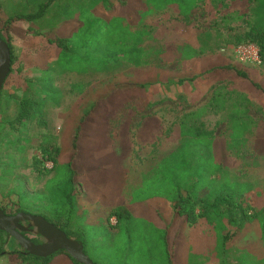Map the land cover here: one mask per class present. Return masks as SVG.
I'll return each instance as SVG.
<instances>
[{"label":"rangeland","instance_id":"obj_1","mask_svg":"<svg viewBox=\"0 0 264 264\" xmlns=\"http://www.w3.org/2000/svg\"><path fill=\"white\" fill-rule=\"evenodd\" d=\"M170 1L4 0V16H36L17 18L10 31L14 62L0 99V208L40 215L47 202L44 185L54 173L50 156L72 158L80 188L71 229L113 231L110 211L128 193L133 196L131 186L143 181L155 160L197 130L209 138L213 166L196 173L197 193L222 188L247 213L263 208L264 62L222 51L256 24V0H184L195 4L186 14ZM260 16L264 22L263 11ZM24 97L40 104L19 122ZM96 97L101 102L93 108ZM77 128L87 133L75 140ZM193 158L203 159L198 153ZM172 207L156 196L132 206L137 217L157 227L171 223ZM222 225L232 232L227 261L264 264L259 222L240 217ZM5 237L6 252L19 249ZM175 239L181 252L174 264H189L188 248L203 264H220L212 252V222L199 218L181 225ZM88 244L91 260L115 264ZM134 260L129 264H147ZM0 264L16 263L3 256ZM50 264L73 262L62 253Z\"/></svg>","mask_w":264,"mask_h":264},{"label":"trees","instance_id":"obj_2","mask_svg":"<svg viewBox=\"0 0 264 264\" xmlns=\"http://www.w3.org/2000/svg\"><path fill=\"white\" fill-rule=\"evenodd\" d=\"M171 2L177 4L182 14L190 12L195 5L193 4L194 1L189 2L187 5L184 4V0H172L168 4ZM255 2L256 24L250 25L243 33L235 35L226 44L253 43L257 46L259 57L264 62V22L260 21V14L262 11L264 12V0H256ZM165 7H167V4ZM33 16H36V14H22L19 18L30 19ZM15 18H18V16L7 18L0 26V39L9 46L11 65L14 62L13 45L11 44L10 35L4 28H7ZM262 18L264 20V16ZM191 50L190 47L186 46L185 55H191ZM11 72L12 68L10 67L9 73ZM1 94L0 91V99ZM100 102L101 99L93 101V108L97 107ZM39 104L40 102H36L33 98H22L18 105L19 111L15 117L16 121L22 122L23 119L35 115ZM82 126L80 125L78 128L80 129ZM79 129L75 133V140L81 135ZM205 138L209 139L197 130L194 135L182 140L170 152L155 160L147 174L143 176V181L131 186L133 196L128 193V196H124V202L110 211L109 217L115 216L116 224L109 226L115 229L113 231L98 229L99 231H95L90 235L86 230H72L70 227L77 213L75 197L80 187L76 179L80 175V170L73 166L72 158L61 162L56 159V156L51 155L54 173L44 185L47 202L41 207L42 212L39 214L64 231L67 236H73L80 241L86 255H88L86 246L88 244L87 238H89L90 244H88V247L101 254L103 260L109 263L114 261L115 264H129L134 259L144 261L147 264H174L175 257L177 258L181 252L176 248L177 240L175 239V236L179 234L181 225L192 226L199 218H204L213 223L216 245L212 247V252L220 257V264H241L240 261L231 263L226 260L227 244L231 239L232 232L225 230L222 224L224 222L226 225H233L240 217L246 218L248 221H257L260 223L264 239V206L257 211L247 213L242 207L237 208L231 192L223 191L222 188L213 187L206 195L197 193V184L200 179H198L196 173H200L203 168L208 170L213 168L210 165L212 157L210 153L212 152L211 143H209L208 154V143ZM202 145L203 150L201 149ZM42 152L47 154L49 150L42 149ZM197 153L203 157L202 160L192 159V156ZM152 196L162 197L172 203L171 223L166 227H157L153 223L137 217L134 213L132 208L134 204L143 202ZM238 209L242 212L241 216H239ZM3 211L9 214L4 209ZM97 234L100 236L98 240H96ZM5 235L6 233L0 230V257L7 256L16 264H50L55 255H61L62 253H65L73 264H81L64 250H59L47 257L31 255L20 248L6 252L4 249ZM187 248L188 245L185 246V249ZM188 252L189 264H203L199 254L191 252L189 248ZM92 261L96 263L94 260Z\"/></svg>","mask_w":264,"mask_h":264},{"label":"water","instance_id":"obj_3","mask_svg":"<svg viewBox=\"0 0 264 264\" xmlns=\"http://www.w3.org/2000/svg\"><path fill=\"white\" fill-rule=\"evenodd\" d=\"M10 60L9 46L0 39V91L3 81L10 71ZM20 220H28V225L33 226L35 233L41 235L45 241L41 244H34L30 239L24 237L15 229V226L19 229L24 228L19 223ZM0 230L8 236H13L20 247L31 255L47 257L59 250H64L81 264H96L85 254L80 241L67 236L64 231L48 222L42 215L26 212L8 215L0 208Z\"/></svg>","mask_w":264,"mask_h":264},{"label":"built area","instance_id":"obj_4","mask_svg":"<svg viewBox=\"0 0 264 264\" xmlns=\"http://www.w3.org/2000/svg\"><path fill=\"white\" fill-rule=\"evenodd\" d=\"M231 50L234 52L235 56H237L240 60L243 61H253L257 60L259 57L258 50L255 46L251 45H226V47L222 48V51ZM109 225L114 226L116 224L115 216H110L108 219Z\"/></svg>","mask_w":264,"mask_h":264},{"label":"flooded vegetation","instance_id":"obj_5","mask_svg":"<svg viewBox=\"0 0 264 264\" xmlns=\"http://www.w3.org/2000/svg\"><path fill=\"white\" fill-rule=\"evenodd\" d=\"M8 215H14V214H8ZM19 223L24 228L23 229H19L17 226H15V229L17 231H19L24 237L30 239L34 244H41V243H43L45 241L44 238L41 235L35 233L33 226L28 225L29 224L28 220H20ZM10 237L14 238L13 236H10ZM16 242H17V240H16ZM17 245H18L19 248H21L20 245L18 244V242H17ZM22 251L28 253L27 251H25L23 249H22Z\"/></svg>","mask_w":264,"mask_h":264},{"label":"crops","instance_id":"obj_6","mask_svg":"<svg viewBox=\"0 0 264 264\" xmlns=\"http://www.w3.org/2000/svg\"><path fill=\"white\" fill-rule=\"evenodd\" d=\"M5 10H6V9H5V6H4V0H0V24H1V25H2V23H3L7 18H11V17H15V16H18V18H19V16L22 15V14H33L32 12H18V13L13 14V15L4 16L3 13H6ZM16 19H17V18H15V19L13 20V22H11L10 25L7 27V29L9 30V31H8V34L10 35L11 40H12V35H11L10 31L13 30V24L15 23ZM20 19H21V18H20ZM24 19H25V18H24ZM98 100H99V98L96 97L94 101H98ZM80 133H82V134H83V133L86 134L87 132H86V130H85L84 132L82 131V132H80ZM153 135H155V134H153ZM153 135H152V137H153Z\"/></svg>","mask_w":264,"mask_h":264}]
</instances>
